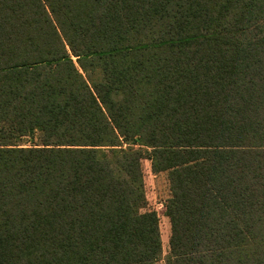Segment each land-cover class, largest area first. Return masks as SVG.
Masks as SVG:
<instances>
[{
	"label": "trees",
	"instance_id": "16d2710c",
	"mask_svg": "<svg viewBox=\"0 0 264 264\" xmlns=\"http://www.w3.org/2000/svg\"><path fill=\"white\" fill-rule=\"evenodd\" d=\"M145 160L167 264H264V0H0V264L160 261Z\"/></svg>",
	"mask_w": 264,
	"mask_h": 264
},
{
	"label": "rangeland",
	"instance_id": "374dc122",
	"mask_svg": "<svg viewBox=\"0 0 264 264\" xmlns=\"http://www.w3.org/2000/svg\"><path fill=\"white\" fill-rule=\"evenodd\" d=\"M139 149V148H137ZM143 171L145 176V186L147 195V211H155L159 217L160 233L162 240V257L155 264H167V259L170 254L169 240L171 237L170 219L167 216L165 209L166 202L170 195L167 178L162 175L157 178L150 173L151 162L145 160L143 162ZM143 212V211H142Z\"/></svg>",
	"mask_w": 264,
	"mask_h": 264
},
{
	"label": "crops",
	"instance_id": "0c3cea01",
	"mask_svg": "<svg viewBox=\"0 0 264 264\" xmlns=\"http://www.w3.org/2000/svg\"><path fill=\"white\" fill-rule=\"evenodd\" d=\"M150 173L155 178H157L159 176H162V175H164L167 178V182H168V185H169V191H170V195H169L168 200L166 202V205H167V203L173 198L172 183H171V179H170L171 171H166V172H163V173H160V174H154L152 172V169H151ZM145 190H146V186H145ZM146 201H147V195H146ZM166 205H165V209H166ZM147 208H148V204L146 205V208H145L146 210H144V212H147Z\"/></svg>",
	"mask_w": 264,
	"mask_h": 264
}]
</instances>
